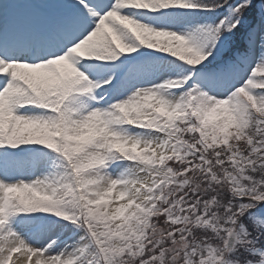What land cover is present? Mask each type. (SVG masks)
<instances>
[{
  "label": "snow or ice",
  "instance_id": "6c2138e0",
  "mask_svg": "<svg viewBox=\"0 0 264 264\" xmlns=\"http://www.w3.org/2000/svg\"><path fill=\"white\" fill-rule=\"evenodd\" d=\"M0 264H264V0H2Z\"/></svg>",
  "mask_w": 264,
  "mask_h": 264
},
{
  "label": "rangeland",
  "instance_id": "374dc122",
  "mask_svg": "<svg viewBox=\"0 0 264 264\" xmlns=\"http://www.w3.org/2000/svg\"><path fill=\"white\" fill-rule=\"evenodd\" d=\"M0 2H2V0H0Z\"/></svg>",
  "mask_w": 264,
  "mask_h": 264
}]
</instances>
